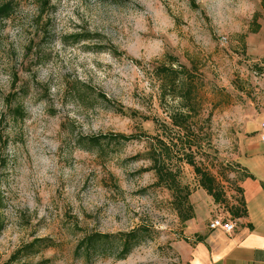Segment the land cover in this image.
Listing matches in <instances>:
<instances>
[{
	"label": "rangeland",
	"instance_id": "obj_1",
	"mask_svg": "<svg viewBox=\"0 0 264 264\" xmlns=\"http://www.w3.org/2000/svg\"><path fill=\"white\" fill-rule=\"evenodd\" d=\"M1 1L12 10L0 24V264L43 237L53 246L16 263L185 264L173 244L187 237L190 219L145 170L149 138L113 135H154L153 118L166 113L152 63L165 54L192 62L202 79L201 117L210 115L197 160L228 199L213 201L209 217L240 207L237 156L248 125L264 122L261 0ZM180 165V181L195 192L193 168ZM140 225L149 236L124 259L117 243L90 256L76 251L85 234Z\"/></svg>",
	"mask_w": 264,
	"mask_h": 264
},
{
	"label": "trees",
	"instance_id": "obj_2",
	"mask_svg": "<svg viewBox=\"0 0 264 264\" xmlns=\"http://www.w3.org/2000/svg\"><path fill=\"white\" fill-rule=\"evenodd\" d=\"M40 3L46 6L50 0H39ZM261 6L264 8V0H261ZM12 10L9 2L0 0V24L1 21L7 18ZM255 14L253 23L256 27L252 30L256 32L259 28V23H256ZM152 74L159 79L158 102L161 108L166 113L165 120L153 118L156 124L157 132L154 135H142L117 133L113 135L115 140H130L147 136L149 138L147 147V158L150 160L148 169L155 174V186H163L171 193L173 204L176 210L181 214L184 221L194 217V208L190 201L192 189L189 185L183 184L180 181L181 165L188 164L193 168L197 176L199 187L206 191L213 198L215 203H228L225 190L223 189L220 180L197 160L202 157V140L203 126L208 124V115L205 118L201 117V101L198 97V86L202 79L197 73L196 67L191 62L190 66L181 63L177 57L165 54L163 62L154 65L152 63ZM19 112V109H16ZM207 135V133H205ZM101 138L105 136H89L87 140L92 143H99ZM174 151L175 159L171 153ZM202 160V159H201ZM243 177H253L244 169ZM239 195L236 197V202L240 207L232 203L229 209V214L233 218L243 217L247 215L246 205L243 197L242 188L238 187ZM186 209L184 215L180 213ZM1 209V200H0ZM3 227V222L0 219V230ZM144 226H137L129 231H121L117 233H102L92 232L85 234L78 243L76 251L81 249L90 256L94 253H104L112 250L113 245L117 243L116 256L119 259H124L130 251L144 241L149 234ZM188 241L187 237H183ZM203 240V236L195 234V241ZM53 246V241L50 238H35L29 243L16 249L5 264H31L26 262H18L20 257H28L39 252V248H47ZM37 248V249H35ZM49 258L43 259L38 263L47 264Z\"/></svg>",
	"mask_w": 264,
	"mask_h": 264
},
{
	"label": "crops",
	"instance_id": "obj_3",
	"mask_svg": "<svg viewBox=\"0 0 264 264\" xmlns=\"http://www.w3.org/2000/svg\"><path fill=\"white\" fill-rule=\"evenodd\" d=\"M261 124L253 120L248 125L250 135L245 136L242 153L237 156L242 170L253 175L239 180L247 215L233 218L227 211L220 212L213 218L230 221L233 229L226 232L210 228L213 199L201 187L197 188L190 195L195 216L187 221L184 230L188 241L173 244L185 264H264V141L260 137L264 128ZM195 234L202 235L203 240H191Z\"/></svg>",
	"mask_w": 264,
	"mask_h": 264
},
{
	"label": "built area",
	"instance_id": "obj_4",
	"mask_svg": "<svg viewBox=\"0 0 264 264\" xmlns=\"http://www.w3.org/2000/svg\"><path fill=\"white\" fill-rule=\"evenodd\" d=\"M261 127L264 128V123L261 124ZM261 140L264 141V132L260 135ZM210 228H221L222 230L226 232H230L233 229V224L230 221L222 220L219 217L211 219L209 222Z\"/></svg>",
	"mask_w": 264,
	"mask_h": 264
}]
</instances>
